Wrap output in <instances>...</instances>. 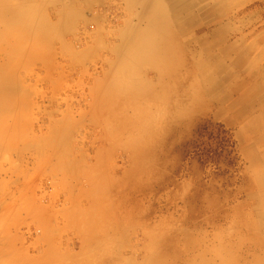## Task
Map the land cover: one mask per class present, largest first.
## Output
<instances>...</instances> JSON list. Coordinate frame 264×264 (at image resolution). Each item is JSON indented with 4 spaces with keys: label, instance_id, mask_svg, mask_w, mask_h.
<instances>
[{
    "label": "rangeland",
    "instance_id": "1",
    "mask_svg": "<svg viewBox=\"0 0 264 264\" xmlns=\"http://www.w3.org/2000/svg\"><path fill=\"white\" fill-rule=\"evenodd\" d=\"M157 1L0 25V264H264L239 134L264 97V0H188L183 30Z\"/></svg>",
    "mask_w": 264,
    "mask_h": 264
},
{
    "label": "crops",
    "instance_id": "2",
    "mask_svg": "<svg viewBox=\"0 0 264 264\" xmlns=\"http://www.w3.org/2000/svg\"><path fill=\"white\" fill-rule=\"evenodd\" d=\"M65 1L66 0H10L9 4L6 6L7 8L3 5H0V8L3 7V9L6 10L20 12L25 10L26 18L29 23L49 25L51 23L46 19V12L49 8L58 7L60 10L55 24H63L66 22V19H73L71 16L73 11H68V8L63 5ZM157 2H161V0ZM166 2L168 10L170 12L174 10L170 1L166 0ZM75 9V5L74 7L72 6V10ZM8 24L12 27H18L21 26L22 23L21 21H16V19H10L8 17L0 19V25H4L5 29ZM3 32H5V30ZM12 32L13 30L10 29V31H8V29H6V35ZM259 87L264 88V83ZM255 88L260 89L257 87ZM262 94L264 96V92ZM240 105H242V107L245 105L244 109L248 110L247 117L242 118L245 120V123L239 129V134L243 135V141L246 142L245 155L250 162L249 180L252 185L257 188V198L261 201L264 200V97L260 101V105H262L263 108H257L255 111H253L250 103L246 101L245 104Z\"/></svg>",
    "mask_w": 264,
    "mask_h": 264
},
{
    "label": "bare ground",
    "instance_id": "3",
    "mask_svg": "<svg viewBox=\"0 0 264 264\" xmlns=\"http://www.w3.org/2000/svg\"><path fill=\"white\" fill-rule=\"evenodd\" d=\"M169 1H170L171 6L174 8V10H172V12L174 13L175 18L177 19V24L179 25L180 30L186 29V26L188 25V9H189L188 0H169ZM9 2H10V0H0V5L1 6L3 5L5 8H7L6 6L9 4ZM157 3H161V2H157ZM163 12L164 11H162V12H160V10L158 11L156 9V5H155V10H154V14H153V17H152L151 22H158L160 24L165 18H166V20H168V18H167L168 17L167 16L168 11H167L166 7H165V14H163ZM7 13L12 14V16H11L12 18H10V19H16V21L17 20L18 21H21L22 24L24 25L23 26L24 27V30H26V29L29 30L31 28V26L37 25L35 23L29 24V22H26L27 21V18H26L25 10L22 11V12H20V11L6 10V9H3V7H1L0 8V19H1L2 15L5 16ZM11 27L12 26H9L6 29H14V27H12V28ZM3 33H4L3 35H5L6 34V31L3 32ZM44 35L45 34H43V36ZM148 44H149V42L146 44V52H145L146 54L144 56L148 57L147 55H149V53H151V51H149V50L150 49H153L154 52H153V55L152 56H153V59H155V61H156L157 58L166 56L167 58H164V57L163 58L165 60H167V62L169 64H172L173 63L174 66H175V63L176 62L174 63V59H173V56L175 55L174 54V50H176V47L175 46H173L170 42L169 43H166V44H163L161 46H158V47H156L157 45L156 46H153V47H149ZM140 58H142V57H140ZM153 63H156V62H153Z\"/></svg>",
    "mask_w": 264,
    "mask_h": 264
}]
</instances>
